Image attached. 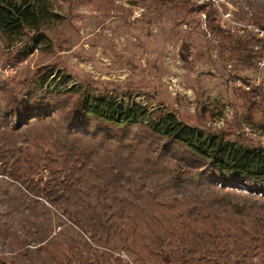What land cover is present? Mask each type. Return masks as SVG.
I'll return each mask as SVG.
<instances>
[{"label":"trees","instance_id":"trees-1","mask_svg":"<svg viewBox=\"0 0 264 264\" xmlns=\"http://www.w3.org/2000/svg\"><path fill=\"white\" fill-rule=\"evenodd\" d=\"M53 1L68 0H0L3 62L53 52L44 29L60 18ZM181 8L202 13L237 62L261 55L263 44L255 49L220 27L212 1ZM253 15L264 27V8ZM70 80L49 63L0 79V174L26 197L44 198L90 241L79 250L0 223V264H133L110 243L115 231L138 244L134 264H264L260 142L237 144L173 110Z\"/></svg>","mask_w":264,"mask_h":264},{"label":"rangeland","instance_id":"rangeland-1","mask_svg":"<svg viewBox=\"0 0 264 264\" xmlns=\"http://www.w3.org/2000/svg\"><path fill=\"white\" fill-rule=\"evenodd\" d=\"M187 1H212L220 27L253 40L255 49L264 45V27L253 15L264 0L53 1L60 18L44 27L55 42L53 52L33 49L16 64L0 58V79L53 64L72 84L116 91L124 100L132 95L134 103L173 110L201 131L264 146V49L251 65L237 62L230 44L206 29L202 13L181 8ZM15 185L0 174L1 224L59 238L79 250L90 241L44 198L26 197ZM125 232L115 231L109 241L134 264L138 244Z\"/></svg>","mask_w":264,"mask_h":264},{"label":"built area","instance_id":"built-area-1","mask_svg":"<svg viewBox=\"0 0 264 264\" xmlns=\"http://www.w3.org/2000/svg\"><path fill=\"white\" fill-rule=\"evenodd\" d=\"M257 30H258V32H260L259 30H260V28L258 27V28H256Z\"/></svg>","mask_w":264,"mask_h":264}]
</instances>
